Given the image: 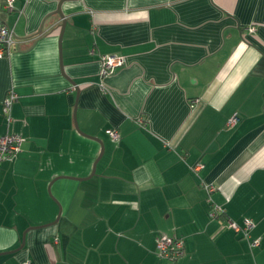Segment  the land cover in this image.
Returning a JSON list of instances; mask_svg holds the SVG:
<instances>
[{"label":"crops","instance_id":"1","mask_svg":"<svg viewBox=\"0 0 264 264\" xmlns=\"http://www.w3.org/2000/svg\"><path fill=\"white\" fill-rule=\"evenodd\" d=\"M4 1L0 135L23 142L0 163V264H264V0L64 2L62 69L59 27L38 32L56 0ZM103 54L124 59L104 90ZM74 109L104 145L93 174L101 145ZM172 234L175 261L155 251Z\"/></svg>","mask_w":264,"mask_h":264},{"label":"built area","instance_id":"2","mask_svg":"<svg viewBox=\"0 0 264 264\" xmlns=\"http://www.w3.org/2000/svg\"><path fill=\"white\" fill-rule=\"evenodd\" d=\"M16 0H5L3 7L7 11L14 10V2ZM15 35L13 30L8 27L6 24L0 22V58L5 54H8L15 44ZM101 60V69H100V87L104 90L103 80L109 76L117 67L123 65L124 59L122 56L113 55V54H103L100 57ZM17 95L14 90L11 88L8 90L7 95L2 101V114L5 118L7 124L11 121V106L15 101ZM235 117L229 120V123H233ZM108 136L117 140L119 138L118 132L115 128L106 129ZM23 142L22 136L16 133L5 132L0 135V163L5 160L13 159L17 153L20 151L21 145ZM200 165L197 164L193 168L197 169ZM204 188L208 195L214 191V185L206 184ZM209 203L208 216L210 218L220 217L224 213L225 209L217 204L214 201L207 200ZM227 226L235 231H240L242 236L248 239L249 246L255 247L259 245V239H251L250 230L253 227V222L249 219H244L242 225H238L233 220L227 221ZM156 254L159 257L166 258L170 261L176 260L182 257L185 253L184 249V240L174 234L172 235H162L156 239L155 245ZM24 264H32L30 261H25Z\"/></svg>","mask_w":264,"mask_h":264},{"label":"water","instance_id":"3","mask_svg":"<svg viewBox=\"0 0 264 264\" xmlns=\"http://www.w3.org/2000/svg\"><path fill=\"white\" fill-rule=\"evenodd\" d=\"M68 1H73V0H56V6H55V8H54L53 10H51L50 12H48V13L45 15V17H44V19L42 20V22H41V24H40V27H39V29H38V32H41V31H42V28H43V25H44L45 23H48V22L51 23L52 26H55V25H56V27H59V35H58V54H59L60 67L62 66V61H61V59H62V43H61V41H62L63 30H64V26H65V22H66V20H65V15H64L63 12H62V4H63L64 2H68ZM56 17L60 20V23H57V22L54 23V20H55ZM61 69H62V67H61ZM70 81H71L72 83L74 82V81H72L71 79H70ZM77 91H78V90H77ZM73 116H74V126H75V129L77 130V132L80 133V134L83 135V136H86V137H88V138L95 139V140L99 141V143H100V145H101L100 153H99L98 157L95 159V161H94V163H93V165H92L91 174H93V173H94V170H95L96 162H97V160L100 158V156H101V154H102V152H103V144H102V142H101L97 137H94V136L88 135V134L82 132V131L79 129V126H78L77 121H76L75 109H74V111H73ZM60 177H67V176H60ZM69 177H70V176H69ZM70 178H76V177H70ZM76 179H79V178H76ZM59 215H60V206H59V213H58L57 217L55 218V220L52 221L51 223H47V224H44V225H41V226H46V225H50V224L55 223L56 220L58 219ZM34 227H36V226H34ZM34 227H32V228H34ZM24 239H25V232H24L23 235H22V240H21L20 245H19L17 248L11 250V251H16V250L21 249L22 246H23V244H24ZM11 251H7V252H11Z\"/></svg>","mask_w":264,"mask_h":264},{"label":"trees","instance_id":"4","mask_svg":"<svg viewBox=\"0 0 264 264\" xmlns=\"http://www.w3.org/2000/svg\"><path fill=\"white\" fill-rule=\"evenodd\" d=\"M4 119H5V118H4ZM224 213H225V211H224ZM224 213H222L221 216H222ZM164 259H166V258H164ZM166 260H168V259H166ZM173 261H175V260H173Z\"/></svg>","mask_w":264,"mask_h":264},{"label":"rangeland","instance_id":"5","mask_svg":"<svg viewBox=\"0 0 264 264\" xmlns=\"http://www.w3.org/2000/svg\"><path fill=\"white\" fill-rule=\"evenodd\" d=\"M104 146V145H103Z\"/></svg>","mask_w":264,"mask_h":264}]
</instances>
